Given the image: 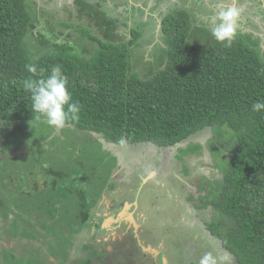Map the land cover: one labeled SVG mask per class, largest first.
I'll return each mask as SVG.
<instances>
[{
    "label": "trees",
    "instance_id": "trees-1",
    "mask_svg": "<svg viewBox=\"0 0 264 264\" xmlns=\"http://www.w3.org/2000/svg\"><path fill=\"white\" fill-rule=\"evenodd\" d=\"M83 1L78 3L86 2ZM29 3L30 0H0V121H37L44 125L43 117L31 111L29 94L22 85L24 79L39 78L25 67L34 63L45 70V76L53 66H62L72 99L81 104L80 119L69 120L65 126L84 133L90 143L98 142L92 137L98 133L118 145L151 143L168 148L208 127L214 128L213 147L229 155L221 167V178L208 186L207 194H201L200 204L195 207L212 211L207 230L221 241L236 264H264V111H252L253 102L264 99V60L257 48L238 34L230 48L215 40L190 41L193 22L190 11L181 8L162 19L168 58L148 78L139 77L130 63L131 48L142 35L136 28L128 41L115 43L108 37L85 33L99 41L98 50L90 57L75 54L70 42L49 39L40 30L39 40L48 42L49 51L35 58L28 37L33 36L39 19L32 16ZM103 18L101 14L100 21ZM200 147L197 144L189 151ZM42 168L53 180L49 186L47 180L32 178L31 190H24L30 200L41 199L49 187L54 189L57 181L66 176L56 164ZM30 173L31 177L34 172ZM102 180L106 182L101 183L97 194L107 184V178ZM1 187L9 192L19 187L5 166L0 173V207L4 202ZM115 192L109 204L103 203V211L112 218L124 206L123 198H117ZM85 200L86 191L80 189L77 217L92 230L95 219ZM160 200L163 205L169 204L166 194ZM107 206L114 207L105 209ZM101 222L95 220V229ZM177 241L184 248L183 235ZM198 251L197 256L205 252L202 247ZM91 260L82 264H91ZM193 264H199V259Z\"/></svg>",
    "mask_w": 264,
    "mask_h": 264
},
{
    "label": "rangeland",
    "instance_id": "rangeland-1",
    "mask_svg": "<svg viewBox=\"0 0 264 264\" xmlns=\"http://www.w3.org/2000/svg\"><path fill=\"white\" fill-rule=\"evenodd\" d=\"M87 1L93 5L102 3L109 16L121 19L118 29L112 33L111 25L101 28L98 25L100 12L93 6L79 4L78 0H30L31 14L39 19L32 30L33 36L28 37L35 58L49 51L48 42L39 40L42 39L40 30L49 39L70 42L76 49L72 50L75 54L90 57L98 50L99 41L85 33L108 37L115 43L128 41L131 28L135 26L140 28L142 35L131 48L130 63L133 72L148 78L162 68L168 58V44L161 28L165 13L172 8L185 7L193 22L189 40L212 42L215 39L209 23L218 4L223 2L241 10L237 34L245 36L264 60L261 0H159L154 1L153 4L157 2L154 8L152 0H147L145 5L152 8L149 18L144 11L132 12V18L129 17L128 5H134L131 4L134 0H118L113 4L107 0ZM140 4L135 7L139 8ZM42 124L34 121L31 126L30 122L0 121V173L5 166L19 185L15 192L1 187L4 202L0 207V264H82L85 259L100 264L107 255L103 235L116 234L127 220L137 229L140 226L138 215L146 222L150 217L159 218L161 224L166 221L161 216L172 212L180 216L172 232L177 237L183 235L184 243V252L176 256L174 264H193L206 252L218 255L220 264H236L221 241L207 230L206 222L213 215L212 211L195 207L200 204L201 194H207L208 186L221 178V167L229 155L213 147L214 128L208 127L178 146L158 148L151 143L118 145L98 133L92 136L98 142L90 143L85 140L84 133L69 126L51 128L43 121ZM197 144L201 145L199 149L189 151V147ZM55 164L66 176L57 181L54 189L49 187L37 200L39 202L26 198L24 190H31L32 178L39 182L47 180L50 186L53 177L46 175L42 167ZM30 171L34 172L31 177ZM103 178H107V184L97 194L101 183L106 182ZM6 179L8 181V176ZM80 189L86 191L85 202L91 216L97 222L102 221L99 229H95V220L92 221L93 229L89 230L77 217ZM113 192L117 198H123V212L113 218L106 214L107 218L96 219L106 206L103 203L109 204ZM163 194L169 198L168 205L160 200ZM175 198L180 202L177 206ZM7 216L11 228H5ZM149 229L157 234L151 224ZM126 242H130L128 238ZM200 247L205 252L197 256Z\"/></svg>",
    "mask_w": 264,
    "mask_h": 264
},
{
    "label": "clouds",
    "instance_id": "clouds-1",
    "mask_svg": "<svg viewBox=\"0 0 264 264\" xmlns=\"http://www.w3.org/2000/svg\"><path fill=\"white\" fill-rule=\"evenodd\" d=\"M241 10L234 5L218 4L217 11L211 17L209 27L211 36L218 43L230 48L237 36V26ZM32 76L38 79L27 78L22 81L23 89L29 94L30 109L51 128H63L67 121L80 119L81 104L72 99L68 87V77L62 66L57 64L45 76V70L34 63L25 65ZM253 112L264 111V99L252 104ZM32 126V121H30ZM220 257L213 252H206L199 259V264H220Z\"/></svg>",
    "mask_w": 264,
    "mask_h": 264
},
{
    "label": "flooded vegetation",
    "instance_id": "flooded-vegetation-1",
    "mask_svg": "<svg viewBox=\"0 0 264 264\" xmlns=\"http://www.w3.org/2000/svg\"><path fill=\"white\" fill-rule=\"evenodd\" d=\"M171 200L173 202V198ZM177 201L175 198L174 202ZM110 207L114 206H107L105 209H110ZM123 209L124 207L121 212ZM104 214L106 212L102 209L99 216H104ZM165 215L168 214L165 213ZM175 215L176 213L172 212L168 216H161L166 219L161 224L159 218L150 217L149 222H146L138 215L137 220L140 226L137 229L132 222L127 220L116 230V234L103 235V238L106 237L104 241L107 244L105 248L107 255L100 264H174L176 256L178 254L181 256V253L184 252V248L178 246L179 242H175L176 233L172 232L175 230L174 225L178 224L177 218H180L179 214ZM168 218L170 219L167 220ZM6 220L5 228H9L11 222L8 216ZM150 224L156 228V235L152 234L149 229ZM126 238L129 239V243H125ZM133 246L137 247L134 248ZM91 261V264H95L93 259ZM177 263L179 262L177 261Z\"/></svg>",
    "mask_w": 264,
    "mask_h": 264
},
{
    "label": "crops",
    "instance_id": "crops-1",
    "mask_svg": "<svg viewBox=\"0 0 264 264\" xmlns=\"http://www.w3.org/2000/svg\"><path fill=\"white\" fill-rule=\"evenodd\" d=\"M84 1H86L85 3H82L81 5H88L87 7H91V6H93V7H95L94 9L96 10V12H100V15L102 14V15H104V18L102 19V21H98L99 23H98V25L102 28V27H104V26H108V25H111V27H112V29H113V31H112V33L114 32V31H116V29H118V27H119V23H121V19H118V18H116V17H112V16H109L108 14H107V12L105 11V10H103V8H102V3H98V2H96V4H94V5H96V6H94L93 4H91L90 2H88L87 0H84ZM83 1V2H84ZM112 2V4L113 3H116V2H118V0H107V2ZM137 1V2H136ZM146 1L147 0H134V2L133 3H131V4H134V5H132V6H130V4L128 5L129 6V8H128V11H129V17H131L132 18V15H133V13L132 12H142L143 13V11L145 12V15H146V18H149V17H151V14H152V8L148 5V6H146L145 5V3H146ZM154 1H159V0H152V4L154 3ZM163 1V0H162ZM139 2L141 3L139 6V8L138 7H135V5L138 3L139 4ZM156 2V3H157ZM261 2H262V4H263V6H264V0H261ZM156 3L155 4H153L152 5V7L154 8L155 7V5H156ZM127 6V7H128ZM131 8V9H130ZM183 9H186L185 7H182ZM176 9H181V8H172V9H169L168 10V12H170V11H172V10H176ZM186 10H188V9H186ZM189 11V10H188ZM168 12H166L165 13V15L168 13ZM164 15V16H165ZM163 16V17H164ZM163 17H162V19H163ZM162 19H161V23H162ZM105 20H106V22H105ZM143 23H145V25L147 26V27H150V26H148L147 25V23L146 22H144L143 21ZM111 27H110V29H111ZM133 28H136V29H139L140 30V28H138V27H135V26H133L132 28H131V32H132V29ZM151 28V27H150ZM161 28H162V25H161ZM141 31V30H140ZM142 32V31H141Z\"/></svg>",
    "mask_w": 264,
    "mask_h": 264
}]
</instances>
